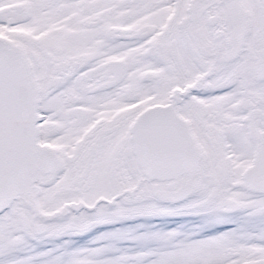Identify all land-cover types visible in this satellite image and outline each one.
Masks as SVG:
<instances>
[{"label":"snow or ice","instance_id":"6c2138e0","mask_svg":"<svg viewBox=\"0 0 264 264\" xmlns=\"http://www.w3.org/2000/svg\"><path fill=\"white\" fill-rule=\"evenodd\" d=\"M0 264H264V0H0Z\"/></svg>","mask_w":264,"mask_h":264}]
</instances>
